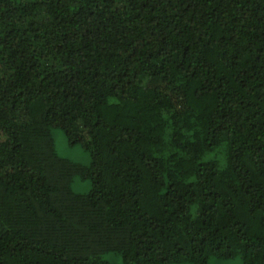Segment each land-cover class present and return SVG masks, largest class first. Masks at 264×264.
I'll return each instance as SVG.
<instances>
[{
  "label": "trees",
  "instance_id": "16d2710c",
  "mask_svg": "<svg viewBox=\"0 0 264 264\" xmlns=\"http://www.w3.org/2000/svg\"><path fill=\"white\" fill-rule=\"evenodd\" d=\"M110 253L264 264V0H0V264Z\"/></svg>",
  "mask_w": 264,
  "mask_h": 264
},
{
  "label": "rangeland",
  "instance_id": "374dc122",
  "mask_svg": "<svg viewBox=\"0 0 264 264\" xmlns=\"http://www.w3.org/2000/svg\"><path fill=\"white\" fill-rule=\"evenodd\" d=\"M52 135L54 138L55 148L59 156L69 159L75 163L89 166L92 158L91 154L80 143L70 144L68 138L63 130L60 128H53ZM92 188L91 180H83L76 177L72 184V189L75 193L85 194ZM105 260L111 264H126L122 255L110 253L105 256ZM168 264H191V263H168ZM206 264H244L242 259L238 257L229 259H218L212 257Z\"/></svg>",
  "mask_w": 264,
  "mask_h": 264
}]
</instances>
